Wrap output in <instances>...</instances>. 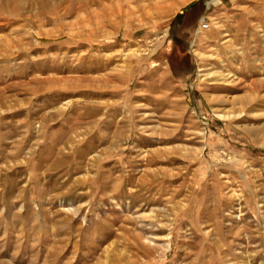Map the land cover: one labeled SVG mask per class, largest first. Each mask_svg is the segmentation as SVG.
Wrapping results in <instances>:
<instances>
[{
  "label": "rangeland",
  "instance_id": "obj_1",
  "mask_svg": "<svg viewBox=\"0 0 264 264\" xmlns=\"http://www.w3.org/2000/svg\"><path fill=\"white\" fill-rule=\"evenodd\" d=\"M0 264H264V0H0Z\"/></svg>",
  "mask_w": 264,
  "mask_h": 264
},
{
  "label": "built area",
  "instance_id": "obj_2",
  "mask_svg": "<svg viewBox=\"0 0 264 264\" xmlns=\"http://www.w3.org/2000/svg\"><path fill=\"white\" fill-rule=\"evenodd\" d=\"M210 26H211V23H210L209 19L201 18L199 20L198 25L196 26V28H195V30L193 32V35L196 36L199 32L208 30Z\"/></svg>",
  "mask_w": 264,
  "mask_h": 264
},
{
  "label": "bare ground",
  "instance_id": "obj_3",
  "mask_svg": "<svg viewBox=\"0 0 264 264\" xmlns=\"http://www.w3.org/2000/svg\"><path fill=\"white\" fill-rule=\"evenodd\" d=\"M15 1V0H14ZM170 1V0H169ZM180 1H182L183 3L186 1V0H180ZM166 2V1H165ZM214 2V1H213ZM14 4V3H13ZM161 4V3H160ZM19 5V4H18ZM16 8H17V6H16ZM9 9V8H8ZM160 9H163V7H161V6H159V7H157V4L156 5H154V7H151V9H149L148 11H150V10H156V11H158V10H160ZM143 11H145V9L143 8ZM147 12V11H146ZM210 23H211V26H212V21L210 20Z\"/></svg>",
  "mask_w": 264,
  "mask_h": 264
},
{
  "label": "crops",
  "instance_id": "obj_4",
  "mask_svg": "<svg viewBox=\"0 0 264 264\" xmlns=\"http://www.w3.org/2000/svg\"><path fill=\"white\" fill-rule=\"evenodd\" d=\"M206 16H203V18H205Z\"/></svg>",
  "mask_w": 264,
  "mask_h": 264
}]
</instances>
